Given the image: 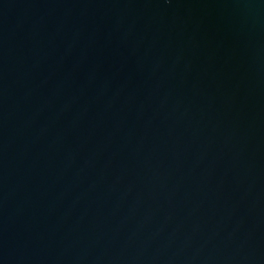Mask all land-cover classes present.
<instances>
[{
  "label": "water",
  "instance_id": "water-1",
  "mask_svg": "<svg viewBox=\"0 0 264 264\" xmlns=\"http://www.w3.org/2000/svg\"><path fill=\"white\" fill-rule=\"evenodd\" d=\"M0 264H264V0H0Z\"/></svg>",
  "mask_w": 264,
  "mask_h": 264
}]
</instances>
